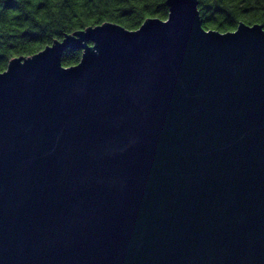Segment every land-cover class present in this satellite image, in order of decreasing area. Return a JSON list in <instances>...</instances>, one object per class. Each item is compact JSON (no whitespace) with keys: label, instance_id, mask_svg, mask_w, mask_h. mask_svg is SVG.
Here are the masks:
<instances>
[{"label":"water","instance_id":"1","mask_svg":"<svg viewBox=\"0 0 264 264\" xmlns=\"http://www.w3.org/2000/svg\"><path fill=\"white\" fill-rule=\"evenodd\" d=\"M166 3L0 72V264H264V25Z\"/></svg>","mask_w":264,"mask_h":264},{"label":"trees","instance_id":"2","mask_svg":"<svg viewBox=\"0 0 264 264\" xmlns=\"http://www.w3.org/2000/svg\"><path fill=\"white\" fill-rule=\"evenodd\" d=\"M167 0H0V72L18 56H32L67 34L104 22L135 30L150 17L167 19ZM206 29L227 32L240 22L264 25V0H199ZM68 48L64 66L81 60Z\"/></svg>","mask_w":264,"mask_h":264}]
</instances>
